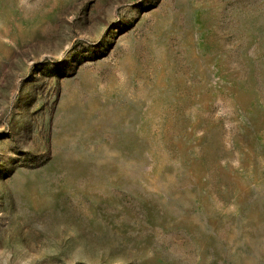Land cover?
<instances>
[{
  "label": "rangeland",
  "instance_id": "rangeland-1",
  "mask_svg": "<svg viewBox=\"0 0 264 264\" xmlns=\"http://www.w3.org/2000/svg\"><path fill=\"white\" fill-rule=\"evenodd\" d=\"M0 264H264V0H0Z\"/></svg>",
  "mask_w": 264,
  "mask_h": 264
}]
</instances>
